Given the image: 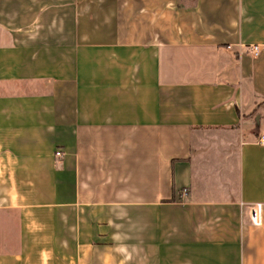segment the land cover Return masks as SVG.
Listing matches in <instances>:
<instances>
[{
    "label": "crops",
    "instance_id": "crops-1",
    "mask_svg": "<svg viewBox=\"0 0 264 264\" xmlns=\"http://www.w3.org/2000/svg\"><path fill=\"white\" fill-rule=\"evenodd\" d=\"M261 134L264 0H0V264H264Z\"/></svg>",
    "mask_w": 264,
    "mask_h": 264
},
{
    "label": "built area",
    "instance_id": "built-area-1",
    "mask_svg": "<svg viewBox=\"0 0 264 264\" xmlns=\"http://www.w3.org/2000/svg\"><path fill=\"white\" fill-rule=\"evenodd\" d=\"M261 46L260 45H253L250 47V52L252 56H257L260 52ZM258 142L261 144H264V134H261L258 137ZM56 155H61V150H57L55 152ZM185 194V191H183V195ZM262 220V204L261 203H255L251 205L250 208V221L254 225H259Z\"/></svg>",
    "mask_w": 264,
    "mask_h": 264
},
{
    "label": "trees",
    "instance_id": "trees-1",
    "mask_svg": "<svg viewBox=\"0 0 264 264\" xmlns=\"http://www.w3.org/2000/svg\"><path fill=\"white\" fill-rule=\"evenodd\" d=\"M179 5H180V3H179Z\"/></svg>",
    "mask_w": 264,
    "mask_h": 264
}]
</instances>
